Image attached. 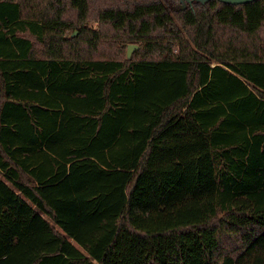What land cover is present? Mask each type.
Segmentation results:
<instances>
[{
    "label": "trees",
    "instance_id": "16d2710c",
    "mask_svg": "<svg viewBox=\"0 0 264 264\" xmlns=\"http://www.w3.org/2000/svg\"><path fill=\"white\" fill-rule=\"evenodd\" d=\"M261 244L264 0H0V264Z\"/></svg>",
    "mask_w": 264,
    "mask_h": 264
},
{
    "label": "rangeland",
    "instance_id": "374dc122",
    "mask_svg": "<svg viewBox=\"0 0 264 264\" xmlns=\"http://www.w3.org/2000/svg\"><path fill=\"white\" fill-rule=\"evenodd\" d=\"M92 27L97 28L96 24H92ZM105 40H102L100 50L102 51L103 54L106 53H112L111 50L118 51V55H121L119 51L124 49L125 51L128 50L129 45H136L138 50L140 48L139 44H134V43H127V41H120L117 40L114 43L116 44L115 47H109V45L104 44ZM111 49V50H110ZM132 53L131 57L134 55L135 51ZM123 57V56H122ZM236 264H264V244H261L253 249H250L244 257H240L237 260Z\"/></svg>",
    "mask_w": 264,
    "mask_h": 264
},
{
    "label": "water",
    "instance_id": "95a60500",
    "mask_svg": "<svg viewBox=\"0 0 264 264\" xmlns=\"http://www.w3.org/2000/svg\"><path fill=\"white\" fill-rule=\"evenodd\" d=\"M220 1L238 5V4L251 3V2H254L256 0H220ZM137 48H138V46H136V45H129L128 46L127 55H128L129 58L131 57V55L134 52V50H136Z\"/></svg>",
    "mask_w": 264,
    "mask_h": 264
}]
</instances>
